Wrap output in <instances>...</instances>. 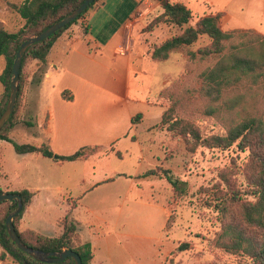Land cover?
<instances>
[{"label":"rangeland","instance_id":"1","mask_svg":"<svg viewBox=\"0 0 264 264\" xmlns=\"http://www.w3.org/2000/svg\"><path fill=\"white\" fill-rule=\"evenodd\" d=\"M26 1L0 0V25L7 32L17 33L24 28L26 21L18 7ZM138 3L140 8L122 27L124 34L119 35L118 31L125 22L124 13L135 8L132 0H100L64 33L74 34L83 25L81 34L86 39L87 18L92 12L100 11L91 23L90 38L94 42L89 46L96 61H90L88 49L81 43L75 46L78 53L68 59L71 71L82 79L80 82L73 80V85L81 88L80 93L76 89V103L58 104L52 109L55 147L49 146L41 135L32 138L24 134H33L24 122L35 120V82L42 75L39 62L28 60L25 64V89L18 124L11 132L12 141L20 145L43 144L56 155L74 154L89 146H100L110 155L100 160L92 158L57 164L51 159L22 156L24 154H18L12 143L0 140V188L3 193L19 192L24 188L35 193L18 222L19 230L56 237L62 234L63 220L70 214L78 224L82 242H85L82 236L90 233L89 241L98 243L101 240L99 253L97 250L99 260H103L101 264H261L250 256L234 254L224 248L225 243H232L231 236L225 233L226 225L246 229L249 238L258 230L245 228L241 204L229 202V211L224 216L216 208L215 200L234 194L242 203L256 202L250 191L258 168L252 164L251 150H244L239 142L225 150L210 148L186 135V128L190 126L202 139H210L226 134L249 114L261 118L264 123V86L245 84L231 88L217 101L202 92V74L217 65L218 57L202 59L198 55L192 60L186 50L177 49L168 60L159 61L155 66L144 62L143 51L151 57L155 46L182 34L184 29L168 23L155 24L163 13L159 0H138ZM208 15L213 14L192 13L190 25L195 26L200 18ZM221 26L224 31H234L222 23ZM252 31L255 34L238 44L244 41L249 46L255 42V35L264 36V29L263 34ZM122 35L130 42V47L115 51ZM96 44L102 48H96ZM210 44L211 40L204 36L189 51L196 53ZM127 49L133 50L129 58L122 56ZM257 53L258 50L252 51L254 56ZM127 63H130L129 72ZM5 66L2 57L0 75ZM145 71L149 74L144 75ZM87 85L93 88L84 93L82 88ZM4 92L0 82V101ZM63 97L68 98V94ZM147 98L152 105L145 103ZM51 104L37 109L39 122L52 112ZM127 111L134 116L142 115L134 117L137 125L131 130V126L127 129L123 116ZM165 113L168 116L164 122ZM175 121L176 128L172 130L170 127ZM124 129L129 130L130 137H136L116 144L113 148L120 151L117 155L110 150L111 141ZM82 134L86 137L75 142ZM66 139L73 141V148L62 146ZM78 143L83 145L76 147ZM151 169L169 171L174 180L180 181L181 188L175 189L165 178H141L142 175L138 178L139 190L130 189L128 178L116 175H113L116 182L103 188L89 189V185L77 183L83 177L98 178L101 172L103 175L104 172L135 175ZM79 196L82 199L78 200ZM2 207L7 208L6 205ZM16 209L12 208L10 213ZM183 243L189 244V249L178 251ZM3 253L0 244V264H19L8 255L2 258Z\"/></svg>","mask_w":264,"mask_h":264},{"label":"trees","instance_id":"2","mask_svg":"<svg viewBox=\"0 0 264 264\" xmlns=\"http://www.w3.org/2000/svg\"><path fill=\"white\" fill-rule=\"evenodd\" d=\"M85 0H27L22 6L18 7V12L26 21L23 29L17 33H9L0 25V58H4L6 62L5 69L0 75V82L5 92L0 101V116L4 112L11 88L12 68L17 52L27 39L37 36L44 32L47 28L62 20L76 8H78ZM100 0L95 2L81 14V16L71 24L64 27L48 39L32 45L24 55L19 78V91L17 104L13 115L8 123L0 131V140L13 144L18 154H41L42 156L52 159L55 162H73L88 159L97 152V147H83L74 154L68 156L56 155L48 146L40 147L33 144H16L10 138L11 132L18 124V112L21 104V96L24 92L25 79L23 69L28 60H35L40 63L42 75L35 83L40 85L46 74L48 65V56L55 43L62 35L69 30L71 26L81 20ZM162 3L163 13L155 20V24L168 23L178 28L184 29L182 34L175 35L167 39L160 46H155L151 52V58L155 61H166L170 54L177 50L183 49L188 53L190 59H196L198 55L202 59L212 56L218 57L220 60L217 65L206 70L202 74L203 85L202 92L209 98L221 100L224 98V92L231 88H238L249 84L252 86H264V36L255 35V42L249 46L244 42L249 35L255 34L252 30L247 31H224L221 26L222 13L204 16L199 19L195 26H191L192 12L182 3H175L169 0H159ZM83 27V25H82ZM86 33H89V27L85 26ZM208 37L211 44L208 47L200 49L198 52L189 51V48L196 44L202 37ZM244 40L240 44L238 42ZM258 50L256 56L252 51ZM66 93H63L65 95ZM67 99V98H66ZM69 99V98H68ZM139 114L136 117L139 118ZM168 113L163 115V121H167ZM135 117V118H136ZM133 119L135 121L136 119ZM170 121V118H168ZM177 121L172 123V130L176 128ZM30 128L35 124L33 122H25ZM191 135L196 143L202 142L210 148L229 149L239 142L243 149L251 150L252 164L257 166L258 173L252 183L250 193L256 198V202L242 203V200L232 194L229 198H218L216 208L224 216L228 213V203L241 204L243 222L245 228H253L258 230L254 237H246V229L234 227L232 225L225 226V233L231 236L232 243L224 244V248L228 252L242 253L250 256L254 261L264 264V123L259 117L251 114L247 115L241 123L230 128L226 134L222 136H212L210 139H202L196 129L188 126L186 135ZM165 178L175 189L181 188L179 180H174L169 171H158L155 169L148 170L141 178ZM3 193L0 188V194ZM24 208L14 219V225L19 237L22 241L34 249L44 252H62L65 250H73L77 252L83 264H91L93 260V250L90 242H82L78 224L68 214L63 220V232L56 237H47L35 231L21 232L18 222L22 219L26 209L31 205L34 197L28 189L20 190ZM7 206L3 208L2 206ZM13 206V207H12ZM17 208V204L10 202L0 203V244L4 249L2 258L6 255L13 257L19 264H49L40 262L28 254L20 251L15 243L12 242L6 229V219L10 211ZM189 244L183 243L178 247V251H186ZM56 264H75L73 259L68 258L64 262Z\"/></svg>","mask_w":264,"mask_h":264},{"label":"crops","instance_id":"3","mask_svg":"<svg viewBox=\"0 0 264 264\" xmlns=\"http://www.w3.org/2000/svg\"><path fill=\"white\" fill-rule=\"evenodd\" d=\"M135 4V8L132 10H128L124 13V19L125 22L124 24L121 25L118 33L124 34V31L122 27L126 25L128 19L133 16V14L138 11L140 8V5L138 3V0H132ZM171 2L175 3H182L186 5L192 13H206V14H217V13H222L223 17L221 20V23L226 25V28L229 30H255L262 33V29H264V0H169ZM102 5V7H104ZM198 8H203L198 9ZM196 9V10H194ZM100 11H95L90 14V16L87 18L88 22H86V26L89 27V33L86 36V39L82 38V25H80L78 31H75L74 34H64L59 40L55 43L53 48L51 49L49 56H48V65L46 68V74L44 75L42 79V83L40 85L36 86V92L34 95V106H35V120L33 123L35 126L33 128L27 127L28 130H32V133L29 132H24L26 134L25 136H29L34 138V136L41 135L44 138L47 139V143L50 146V144L55 147L56 140L52 141V134L55 133L53 131L54 128V120L55 116L53 113V108H56L59 104V106H65L67 104H74L77 102L78 97L76 89H78L80 93V88L81 86L79 85H73L75 83V79H77L79 82L82 81V79L77 76L76 72L71 71L69 62L73 54H77L78 50H76L75 46L79 43L85 44L86 48L88 49L87 56L90 58V61H96V57H93L91 54V50L89 49V46L93 45V42L91 40V34H92V25L91 23L94 22L96 19V16L99 14ZM78 28V27H77ZM72 32V31H70ZM264 35V34H263ZM88 45H87V44ZM111 44V42L109 43ZM108 44V45H109ZM122 45V46H121ZM96 48H100L101 46L96 44ZM126 47H130V42L126 41L124 36L122 35V40L121 43L115 48V51H118V49L121 50H126ZM102 48V47H101ZM103 50V49H102ZM133 53V50L127 49L125 55H122L124 57L129 58ZM85 55V54H84ZM143 61L146 63H150L152 66H155V64H158L159 61L153 60L148 54L147 51L144 54L143 51ZM129 65L130 63L126 64V69L129 72ZM146 71L144 72V75H148ZM129 77V75H127ZM71 80V81H69ZM88 84V83H87ZM93 86L87 85L85 88H82L83 92L85 93L86 91H91ZM151 91V90H150ZM63 93L68 94V98L63 97ZM147 98L145 100V103L149 106L152 105L151 102ZM47 103H52L50 105V108L52 112H48L47 116L45 117L44 121L39 122L37 120V109H39L40 106L45 107ZM126 127L127 129L130 130L133 128H136L137 124H134V116L131 112H124L123 113ZM25 123V122H24ZM124 129L123 132L119 135L116 136L112 139L111 145H110V150L115 152L117 155H120V151H114V146L116 144H120V142L123 139H128L130 137V132L129 130ZM38 130V131H37ZM28 134V135H27ZM89 133H84V135ZM78 137L77 140L84 139L86 136ZM134 137H130L132 140H134ZM27 138V137H26ZM72 140L66 139L64 141V145H62L64 148L68 147V149L73 148L75 144L72 145ZM45 144V143H44ZM43 145V144H42ZM40 145V146H42ZM72 145V146H69ZM83 144L78 143L76 147H80ZM38 146V147H40ZM89 147H95V146H89ZM98 147V151L90 156L88 159L84 160H78V161H73V162H81V161H87V160H92L97 158V159H102L103 157H108L110 154L107 153V151H103L100 146ZM83 148V147H82ZM76 149V148H75ZM81 149V148H80ZM78 151V150H77ZM71 154H63L62 156H68ZM22 156H31L35 158H44L45 160H50L49 158H46L42 156L41 154H24ZM148 158V157H147ZM52 160V159H51ZM54 162V160H52ZM73 162H55L57 164H69ZM104 169V168H103ZM146 171L144 172H136L137 174L132 175V174H126L125 173H120V172H112V174H106L107 172H101V175L97 178L95 177L94 179H88L86 177H83L78 179L77 183L79 184H84V185H89V189H98V188H103L104 186L108 184H113L116 181L113 178V175L120 177H125L128 178L127 180L130 181V189H136L139 190L140 182L138 181L139 176L143 175ZM27 189V188H24ZM23 190V189H21ZM29 190V189H28ZM20 191V190H19ZM31 191V190H30ZM32 192V191H31ZM34 193V192H32ZM35 196V193H34ZM34 198V197H33ZM78 200L82 199V196L77 197ZM77 203V202H76ZM78 204V203H77ZM91 233L87 236H82V239L85 242H90L92 245V250H93V260L91 264H101L103 263V260H99V256L97 255V250L99 253L100 250V245H101V240L98 241V243H94L92 241H89L87 238H90ZM100 257L103 259V256L100 255Z\"/></svg>","mask_w":264,"mask_h":264},{"label":"water","instance_id":"4","mask_svg":"<svg viewBox=\"0 0 264 264\" xmlns=\"http://www.w3.org/2000/svg\"><path fill=\"white\" fill-rule=\"evenodd\" d=\"M94 2L95 0H85L78 8H76L69 15L65 16L62 20L53 24L41 34L31 37L27 39L24 43H22L14 60V64L12 68L10 95L6 108L2 113V115L0 116V131L5 127V125L8 123V121L10 120L11 116L14 113L18 99V91H19L18 83L21 73L22 61L27 50L32 45L48 39L58 31L62 30L67 25L76 21L81 16V14L85 12ZM7 201L17 204V209L14 212H11L6 219V229L12 242L15 243L16 247L20 251L28 254L29 256L43 263L56 264V263L64 262L66 259L71 258L73 259L75 264H83L80 255L73 250L68 249L58 253L44 252L42 250L34 249L26 245L19 237L14 225L15 217L19 215L24 208L22 197L18 193H1L0 203Z\"/></svg>","mask_w":264,"mask_h":264},{"label":"built area","instance_id":"5","mask_svg":"<svg viewBox=\"0 0 264 264\" xmlns=\"http://www.w3.org/2000/svg\"><path fill=\"white\" fill-rule=\"evenodd\" d=\"M124 54V53H123Z\"/></svg>","mask_w":264,"mask_h":264}]
</instances>
